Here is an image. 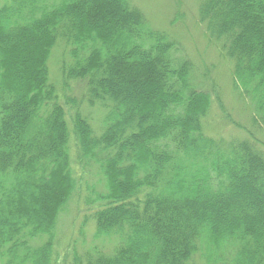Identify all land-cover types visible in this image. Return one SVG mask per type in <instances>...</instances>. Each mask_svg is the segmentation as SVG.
<instances>
[{"label":"trees","instance_id":"obj_1","mask_svg":"<svg viewBox=\"0 0 264 264\" xmlns=\"http://www.w3.org/2000/svg\"><path fill=\"white\" fill-rule=\"evenodd\" d=\"M198 16L264 123V0H199ZM60 42L75 57L65 77L106 110L98 129L81 110L68 119L50 82ZM176 47L132 0L0 3V259L59 264L74 137L98 178L85 223L100 246L71 264H264V140L206 132L212 96Z\"/></svg>","mask_w":264,"mask_h":264},{"label":"rangeland","instance_id":"obj_2","mask_svg":"<svg viewBox=\"0 0 264 264\" xmlns=\"http://www.w3.org/2000/svg\"><path fill=\"white\" fill-rule=\"evenodd\" d=\"M132 1L146 14L152 27L162 30L177 42V47L173 50L175 61L184 58L190 60L194 67L192 76L200 83L202 90L211 94L206 132L226 142L251 137L264 140V123L260 119L253 121L254 110L250 98L234 88L233 63L225 57L219 45L210 41L205 26L199 20V0ZM3 2L4 0H0V3ZM71 50V46L63 42L53 49L49 59L50 82L55 86L59 101L66 108L68 119L72 118L75 110H81L88 116L93 127L98 129L103 123L106 110L98 105H89L86 80L72 81L63 74L62 66L75 63ZM72 138V169L79 190L69 200L58 219L55 251L59 264H71L75 253L85 257L90 247L95 244L100 246L99 240L94 239V222L89 218L85 223V216L91 213L86 203L87 197L91 195L87 189L95 185L98 178L91 174L93 166L87 167L80 162L78 144ZM259 146L264 148L263 145ZM4 260L0 259V264H7ZM192 263L205 264V257L198 253L193 257Z\"/></svg>","mask_w":264,"mask_h":264}]
</instances>
